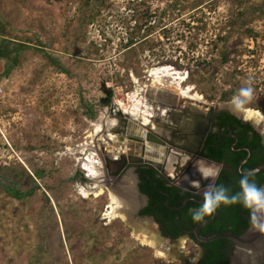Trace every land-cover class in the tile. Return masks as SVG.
<instances>
[{
	"label": "rangeland",
	"instance_id": "374dc122",
	"mask_svg": "<svg viewBox=\"0 0 264 264\" xmlns=\"http://www.w3.org/2000/svg\"><path fill=\"white\" fill-rule=\"evenodd\" d=\"M0 23L13 49L28 44L0 58V264H179L155 238L144 243L148 218L110 215V190L133 208L143 199L133 167L114 179L104 166L102 122L113 102L131 107V93L143 97L140 86L152 82L190 86L201 108L216 109H231L250 86L244 109L264 115V0H0ZM165 65L186 79L153 81L152 69ZM37 169L44 176L31 179ZM35 184L38 197L7 190ZM180 239L195 258L199 246Z\"/></svg>",
	"mask_w": 264,
	"mask_h": 264
},
{
	"label": "water",
	"instance_id": "95a60500",
	"mask_svg": "<svg viewBox=\"0 0 264 264\" xmlns=\"http://www.w3.org/2000/svg\"><path fill=\"white\" fill-rule=\"evenodd\" d=\"M139 89L140 92L147 94L148 88L140 86ZM160 95L161 102L159 105L161 108L163 107L166 112L168 110V108H166L167 102L173 103L174 101L172 99L169 100V94L166 90H162ZM215 109L216 108L212 105L206 110H202L198 107H183V112L178 113L177 116L178 118L184 116L181 123L185 124V129H187L188 132H185L183 135L178 134L176 131L178 128L174 131L173 129H170L167 124H164V127L166 128L164 130H167L164 135L155 130L151 125L145 124L139 115L136 116L128 112H123L121 107L116 102H113L110 106L107 120L102 122L103 131L101 138L99 139L100 152L103 154L104 166L109 169L110 165L114 164L115 169L111 172V176L115 177L122 172L128 163L148 162L165 174L167 179L179 187L189 189L191 191L197 190L196 187L191 188L183 184L181 181H178L177 177L180 174V171L183 170L184 173L187 172V169H190L197 163V161L206 162L207 164L221 169V162L212 160L201 154L202 143L209 131L212 115ZM165 112H163V114ZM163 119H166L165 115L159 117V120H156L157 124H160ZM243 119L247 122L255 124L244 116ZM172 122L179 124L180 119H173ZM161 129V127H158V130ZM106 142L112 143L115 147H118L122 151L126 150L127 154H121L119 157L108 156L105 154ZM134 148L136 149V152H134ZM168 158L170 160V164H167ZM167 166L174 170H168V168L166 169ZM263 168L264 163L259 164L257 167L249 171H245V173H255ZM184 173L181 174V176H183ZM216 179L212 182L214 183ZM209 182L210 181H207L203 184V189H206ZM259 187L264 188V182L260 184ZM199 200L202 202L203 197ZM134 210L135 207L133 208L132 213ZM215 215L216 210L209 218L195 224L192 229L195 238L198 241L204 242L211 241L216 238L230 239L234 247L230 251L228 264H264V216L259 217L254 223L251 213V224L241 234H235L231 231L218 232L210 235L200 234V228L212 221ZM148 219L155 224L154 226L157 225L154 228L155 235H157V241L162 242L159 248L168 258L178 260L179 264L197 263L201 253L193 259L188 258L186 253L181 249V237L169 238L162 235L158 229V224L151 218L148 217Z\"/></svg>",
	"mask_w": 264,
	"mask_h": 264
},
{
	"label": "trees",
	"instance_id": "16d2710c",
	"mask_svg": "<svg viewBox=\"0 0 264 264\" xmlns=\"http://www.w3.org/2000/svg\"><path fill=\"white\" fill-rule=\"evenodd\" d=\"M1 24V23H0ZM1 29V27H0ZM0 34L4 37L0 41V58H9L11 51H19L23 49L27 43L16 42L17 46L13 49L14 40L6 37L7 34L0 30ZM21 43V44H18ZM43 54L48 60L56 65L59 69L64 70L61 67V63L55 58L49 56L46 52ZM15 59V56L13 57ZM90 116L94 117L95 113L89 106ZM221 120H229L232 129L237 124H240V119L234 115L227 114L221 118ZM222 122V121H221ZM241 130L237 132L239 134L238 144H245L251 147V157L240 166L241 170H251L259 164L264 163V140L261 133L256 132L252 125L247 123L245 125L240 124ZM234 140V137L226 136L225 132L219 136L217 133H209L202 152L209 158L223 162L224 168L222 174H226V177L220 176L217 181V185H224L229 189V194H235L240 191L239 180L244 174L238 172L237 165L241 160V157H245L247 152L240 150L237 153L231 152L230 144ZM45 170L37 169L29 175L31 179L41 178L44 176ZM138 173L140 177L139 187L142 192L148 195L149 202L146 207L141 209V214H153L156 220L160 223V229L163 235H167L170 238H176L183 234L186 230L189 231L190 237L202 247V256L198 260V264H228L231 240L228 238H216L211 241H198L192 231L197 222H194L191 217L190 209L199 207L201 204L197 202H188L182 209L186 212L182 213L179 210H170V205L181 204V197L176 189L172 193V189L166 184L165 181L159 179L153 173H149L150 177H147V169L138 167ZM250 180L254 181L259 187L264 182V168L250 174ZM84 179V178H83ZM8 193L17 198L23 199L26 196L39 195V185L35 184V187L28 191L20 192L15 188H7ZM163 191L169 192L165 194ZM167 196L169 197L168 200ZM166 200V203L164 201ZM211 215V214H210ZM210 215H206L203 220ZM251 210L245 207L242 203L234 204H221L217 208V215L215 219L209 222L207 225L200 229L202 235H210L218 232L232 231L235 234L243 233L251 224ZM202 221V220H201ZM199 222V221H198Z\"/></svg>",
	"mask_w": 264,
	"mask_h": 264
},
{
	"label": "flooded vegetation",
	"instance_id": "af4514ba",
	"mask_svg": "<svg viewBox=\"0 0 264 264\" xmlns=\"http://www.w3.org/2000/svg\"><path fill=\"white\" fill-rule=\"evenodd\" d=\"M165 109L162 111L164 112ZM155 113V112H154ZM227 114H230V115H234L236 116L238 119H240V124L242 125H245L247 123L251 124L253 129L258 132V133H261L259 128L256 127V123L255 124H252L250 122H247L243 119V115L240 113L238 114L237 112H234L232 109H215L214 112H213V115H212V120H211V123H210V128H209V131L207 132V135L202 143V147L204 146V143L209 135V133H217L219 136L221 135V133H224L225 132V135L228 137V136H231V137H234V140L231 142L230 144V150L231 152H234V153H237L239 152L240 150H244L247 152V155L245 157H241V160L240 162L238 163L237 167L242 166L252 155V151H251V147L249 145H245V144H238V140H239V134H237V132H239L241 130V127H240V124H237V126L232 129L231 127V123L229 122V120H221V118L223 119V117ZM222 121V122H221ZM253 122V121H252ZM254 123V122H253ZM173 129L174 131L177 129V128H171ZM201 154H203L205 157H207L203 152H202V148H201ZM103 155V154H102ZM171 155V154H170ZM209 158V157H207ZM212 159V158H210ZM214 160V159H212ZM217 161V160H215ZM220 162V161H218ZM222 163V166H221V169H220V172H219V175L216 179V181L214 182L215 184H217V181L219 180L220 176H223V177H226V174H222V169L224 168V163ZM167 164H170V160L168 158V162ZM226 166V165H225ZM258 166V165H257ZM256 166V167H257ZM129 167H133V173L135 174L136 176V189H137V192L142 196V199H143V203L138 206L137 208H135L136 210V214L139 216V217H146V218H151L153 221H155L157 224H158V229L159 231L161 232L162 234V231L160 229V223L156 220V218L154 217L153 214H141L140 211L141 209H143L144 207H146L148 205V202H149V197L147 194H145L144 192H142L140 190V187H139V183H140V177H139V173H138V167H142L144 169H147V177H150L149 173H153L155 174V176L159 179H162L163 181L166 182V184L172 189V193L173 191H175L176 189L178 190V194L179 196L181 197V201L182 203L181 204H176V205H170L169 209L170 210H179L180 212L184 213L186 211L182 210L188 202H197L199 204H201L202 202L199 200L203 197V193L206 189H203L204 186L203 184L206 183L207 181L209 180H206V179H203L200 175V173L197 171L196 169V164H194L190 169H187V172L184 173V171H180V174L178 175L177 179L178 181H181L183 184L187 185L188 187H191L193 188L194 186L193 185H198V187H196L197 190L195 191H191L189 189H184V188H181L179 187L178 185L174 184L172 181H170L169 179H167V177L165 176V174H163L161 171H159L155 166H153L152 164L148 163V162H141V163H128L125 168L122 170V172L115 176L114 179H117L120 177V175H122L123 172H125ZM172 167V166H171ZM168 168V170H174V169H171L169 166L166 167V169ZM173 168V167H172ZM255 168V167H254ZM165 169V170H166ZM253 169V168H252ZM108 172L109 174H111L112 170L111 169H108ZM245 171H249V170H241L240 167L238 168V172L240 174H244L246 175ZM183 176H181V174H183ZM251 174V173H250ZM249 174V178H251ZM165 194H168L169 195V192H166V191H163ZM169 197L167 196V199L168 200ZM166 200L164 201V203H166ZM195 208H198V207H195ZM194 208V209H195ZM212 215V214H211ZM210 215V216H211ZM216 215H217V209H216ZM215 215V216H216ZM209 216V217H210ZM208 217V218H209ZM207 219V218H206ZM215 219V217H214ZM213 219V220H214ZM251 220V218H250ZM150 221V220H149ZM133 222V221H132ZM151 222V221H150ZM211 222V221H210ZM154 225V224H153ZM207 225V224H206ZM157 226V225H156ZM205 226V225H204ZM203 227V226H202ZM201 227V228H202ZM155 228V227H154ZM153 228V229H154ZM200 228V229H201ZM200 231V230H199ZM232 232V231H231ZM201 234V233H200ZM163 235V234H162ZM166 237H169L167 235H164ZM185 237V242L187 240L189 241H192L194 244L198 245L197 243H195V241L190 237V233L188 230H186L183 234L179 235L178 237ZM176 237V238H178ZM170 238V237H169ZM197 240V239H196ZM234 247L232 241L230 243V247L228 248V250H232V248ZM200 251L198 252L201 253V255L199 256L198 260L200 259V257L202 256V247H200ZM197 254V255H198ZM198 264V261L197 263Z\"/></svg>",
	"mask_w": 264,
	"mask_h": 264
},
{
	"label": "clouds",
	"instance_id": "9594fccd",
	"mask_svg": "<svg viewBox=\"0 0 264 264\" xmlns=\"http://www.w3.org/2000/svg\"><path fill=\"white\" fill-rule=\"evenodd\" d=\"M251 98L252 88L250 86L242 87L227 104L234 112H241L245 105L251 101ZM196 169L203 179L210 182L203 193L201 205L189 210L194 222L203 220L206 215L212 214L221 204L228 205L237 202L251 210L254 223L259 217L264 216V188L258 187L254 181L250 180L249 174L243 175L239 180L240 191L230 195L229 189L224 185H217L212 182L219 175L220 169L218 167L197 161ZM193 186L198 187V185Z\"/></svg>",
	"mask_w": 264,
	"mask_h": 264
},
{
	"label": "bare ground",
	"instance_id": "6f19581e",
	"mask_svg": "<svg viewBox=\"0 0 264 264\" xmlns=\"http://www.w3.org/2000/svg\"><path fill=\"white\" fill-rule=\"evenodd\" d=\"M151 72H152V75H154L153 81L158 82L159 84L163 83L162 82V80H163L162 77H164L165 75H169L170 79L176 77L175 78V81H176L175 84H178V85L181 84V82H183L186 79V76H187V75H185L183 73L180 74L181 72H179V71L172 70L171 66H169V65L155 67V68L152 69ZM190 88H191L190 86H188V87L184 86L183 88H181V92L184 94V96L187 95V93L189 92ZM131 98L133 100V105L131 107H129V108L123 107L121 109H122L123 112H128V113H131V114H134V115L137 116V114H138L137 111L140 110V105H142L141 104V102H142L141 99L142 98H141V95L138 92V90L131 93ZM147 106H149V107H145V108H147L149 113L152 112L153 108L155 109V107L153 105H151V104H147ZM132 111H134V112H132ZM241 114L244 117H246V118L250 119L251 121H253L254 123H256L258 125L261 124V126L264 127V115L261 114L259 111H256V110H253V109H244L243 111H241ZM139 117L142 118V120H143V117H141V116H139ZM148 121H149V118H146V122L147 123L151 122L152 127H153L154 123L152 122V120L149 121V122ZM143 122H144V120H143ZM146 122H144V123L147 124ZM124 148H125V146H124ZM134 150H135L134 152H136L135 148H134ZM126 152H127L126 150L122 151L118 147H115L112 143H108L107 142V144H105V154H107L108 156H110V153H114L112 155V157H119L121 154H127ZM92 163H93V165H91ZM97 163H98V161H97ZM94 165H96V161L93 160V159L92 160L90 159L89 163L87 162L86 165H85V169L87 170V173H88L89 176H94V175L98 174V170H97V168H95ZM109 169L114 171L115 165L111 164ZM110 194L112 196V203L109 204V207H111L110 215L111 216H117V215L120 214L119 211L123 210V212L120 215H122V216L128 215L129 219H130V214L133 211V204L135 203L134 202L132 204V201H131L132 198H129V200H130V203H129L128 201L124 202L123 199L119 195H117L115 192H113L111 190H110ZM118 209H119V211H118ZM152 227H153L152 223H148L147 225H141V228H142L143 232H145L142 235V240L144 241V243H148L150 245L153 244V242H152V240L150 238H153V239L155 238L156 240H158L157 239V235H155V229H153ZM145 234H148V237ZM150 234H152V235H150ZM161 243H162L161 241H156V244H157L156 247H157L158 251L161 253V254L160 253L159 254L163 255L165 253H163L161 251V249L159 248Z\"/></svg>",
	"mask_w": 264,
	"mask_h": 264
},
{
	"label": "crops",
	"instance_id": "0c3cea01",
	"mask_svg": "<svg viewBox=\"0 0 264 264\" xmlns=\"http://www.w3.org/2000/svg\"><path fill=\"white\" fill-rule=\"evenodd\" d=\"M172 82L175 84L176 81L173 80ZM145 88H148L147 94H144L142 92L143 97H141L144 100L145 105L142 102L143 104L140 105V110L137 111L138 112L137 115L143 117L144 122H146V118H151V120H155L156 121V120H159V117L165 115L166 119H163V121H161V123H160V124H162L161 125L162 129L158 130L157 128H155V130H157L161 134L165 135L166 132H167V130H164V129H166L164 127V124H167V126H169L170 129L174 128V127L178 128L179 130L178 129L176 130L178 134H182L183 135L185 132H188L187 129L183 128L182 123H181L183 121L182 119L184 118V116H181V118H178V116H177L178 113H180V112L182 113L183 112L182 111L183 107L184 108H186V107L187 108L198 107V108H200L202 110H206L207 109L206 108V106H207L206 104H204V108H201L200 107L201 105L197 104V101H200V100H198V98H194V97H191L189 95H185L184 96V94L181 92V90H179V87H176L174 90L169 91V90H166V89H163V88L159 87L158 85L153 84V82H152V84L146 85ZM162 90L168 91L169 100L172 99L174 101L173 103L167 102V107L166 108H168V110L166 112L164 111L165 112L164 114L162 112L164 110V108L163 107L161 108V106L159 105V103L161 102L160 92ZM147 104H151V105H153L156 108L155 113H153V112L149 113L147 108H145V107H149V106H147ZM132 112H134V111H132ZM173 119H176V120L180 119V123L179 124H175L174 122H172ZM147 124L152 126L151 122L147 123ZM113 154L114 153H110V156L112 157Z\"/></svg>",
	"mask_w": 264,
	"mask_h": 264
},
{
	"label": "built area",
	"instance_id": "2783aa9c",
	"mask_svg": "<svg viewBox=\"0 0 264 264\" xmlns=\"http://www.w3.org/2000/svg\"><path fill=\"white\" fill-rule=\"evenodd\" d=\"M1 89H2V88L0 87V91H1Z\"/></svg>",
	"mask_w": 264,
	"mask_h": 264
}]
</instances>
